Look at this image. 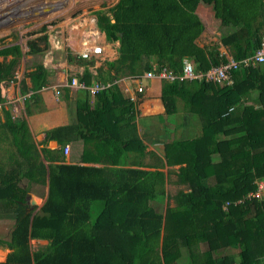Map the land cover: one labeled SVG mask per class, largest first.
Listing matches in <instances>:
<instances>
[{
  "label": "trees",
  "instance_id": "16d2710c",
  "mask_svg": "<svg viewBox=\"0 0 264 264\" xmlns=\"http://www.w3.org/2000/svg\"><path fill=\"white\" fill-rule=\"evenodd\" d=\"M199 4L211 7L215 19L231 29L220 44L233 60L260 49L264 0H118L111 16L98 12L97 27L109 43H119L118 57L95 72L93 61L86 62L76 77L86 85L97 80L110 86L93 99L77 91L85 97L75 99L71 123L46 130L40 150L31 140L36 153L27 171H0V213L14 223L9 240L0 239V248L11 250L0 264H176L180 246L188 252L185 264H264V191L251 195L258 192L257 182H264V63L240 64L232 70L231 85L162 81L164 116L176 117L180 100L185 123L194 115L201 129L192 140L161 138L165 164L179 166L180 183H189V191H178L165 214L155 201L164 175L129 168L142 167L147 146L137 132L138 101L125 98L114 82L161 66L180 74L185 59L200 71L228 61L217 46L196 44L204 31L195 13ZM40 40L46 48L47 37ZM43 49L34 42L29 52ZM19 53L18 47L0 51L12 56L9 63L0 62V83L14 81ZM74 60L67 55L68 63ZM28 79L30 87L21 79L19 92L31 114L38 91L48 86L47 72L38 66ZM64 90L67 96L69 89ZM4 112L0 128L23 141L26 127ZM50 141L60 148L48 149ZM73 141L82 143L83 165L65 163L63 149ZM24 178L27 184L47 179V197L31 219L30 191L20 184ZM30 240L46 245L31 251ZM229 248L237 252L216 256Z\"/></svg>",
  "mask_w": 264,
  "mask_h": 264
},
{
  "label": "rangeland",
  "instance_id": "374dc122",
  "mask_svg": "<svg viewBox=\"0 0 264 264\" xmlns=\"http://www.w3.org/2000/svg\"><path fill=\"white\" fill-rule=\"evenodd\" d=\"M117 2L118 0H0V51L8 50L13 47L19 48L20 53L16 58L15 77H21L25 82L30 72L35 71L38 66H42L47 72V84L50 85L51 83L61 86L62 83H64V76L69 78L73 75H80L83 72L84 63L93 61L94 65L92 69H94L95 67L104 66L105 61H112L118 57L117 49L119 43H109L106 40L105 34L97 27L98 12H106L108 17L111 16L109 9L115 6ZM195 13L204 25V31L196 39V44L203 48L215 45L222 55L228 57L229 53L227 49L220 44V40L229 34L231 29L224 27L219 20L215 19L211 7L209 6L201 5ZM44 36L47 37L46 48H44V44L40 40ZM87 41L90 43V48L88 47L84 53L82 52L84 50L82 44ZM34 42L38 44L39 48H44L42 54H31L29 52V47ZM89 43H87L88 46ZM96 47L102 49L101 55L93 53ZM68 54L75 59L71 63L67 61ZM85 54L86 56H84ZM80 57L83 59L80 60L81 62H78V58L80 59ZM2 60H4V63H9L12 60V56L10 55L6 58L0 56V62H2ZM18 74H23V76H19ZM18 82L20 81L15 78L14 81H3L0 83V122L2 123L5 121L4 110H7L11 118H19L13 120L23 123L29 135L26 137L25 132L23 134V141L16 142L15 137L17 136L18 138V135L14 136L12 133L10 134L9 130H4L5 128L3 127L0 128V130L3 129L4 131L0 133V171L1 173L5 172L7 174L11 172V169L18 172H25L26 166L29 163V157L36 153L31 144L32 133L28 129L27 119L24 117V114L27 116L36 114V109L39 107L35 106L34 109H31V114H27L24 101L22 100L24 96L17 91L20 88L19 85H16ZM128 84L126 85L130 87H128L129 89L132 88L134 94L136 84H132L131 82ZM121 86L124 88L127 87L125 85ZM156 86H159L158 82H156ZM60 91L62 95L59 100L64 101L65 105H68L69 114L73 120L74 116L72 115L74 111H76L75 99L83 98L85 95L83 93H77L76 91H72V94H69V91L68 95L65 96L64 88H61ZM14 97L15 101L13 103L10 102ZM155 99L156 97L150 94L148 97L144 96L142 99L136 100L138 101L136 104V124H138L140 128V132L138 130L137 132L142 139H145L146 130L143 124L137 120L139 118L148 117L147 115L157 113L158 107L156 104L158 102ZM144 100L148 101L143 102ZM90 101H92L91 98ZM39 106L43 107L44 105L41 104ZM183 107L184 103L177 100V118L175 116L163 117L161 124L166 132L164 133L158 128L154 129L156 135H153L151 139L157 138L159 142L154 146V150H146L147 153L142 158V167L145 168L146 171H158L164 175L163 186L162 188H158L159 191L156 189V195H158V197H155V201L157 199V205L160 206L159 208L163 214H165L167 206L172 207L175 205L172 197L178 191H189V183H180L176 173L178 172L179 166H167L165 164L163 153L164 143L160 142L161 138L163 141L165 140L167 142L171 139L180 140L182 138L192 140L200 134L201 130L197 122V117L194 115H190L187 123H185L183 116L187 113L183 111ZM146 120H149V118ZM56 127L57 125H53L52 128ZM40 135V140H42L45 136L42 137L44 134ZM38 145H40V142ZM47 146L50 150H57L60 148L59 145H52L51 148L49 145ZM36 148L40 150L42 147L38 148V146H36ZM44 165L47 166V162L44 163ZM27 179L28 178H24L21 180L20 184L23 186L27 185L30 191L29 195H32L28 199L29 206L27 210L31 219L33 215L39 212L43 205L44 197L47 193V179L37 184H27ZM177 180L179 182H177ZM257 183L261 192L264 191V182L258 181ZM259 196H261L260 193ZM31 200L34 202L33 204ZM2 215L0 213V239L8 241L14 223L12 218ZM45 245V242L39 240L29 241L31 251H36ZM198 248L200 252L205 249L202 245ZM179 249L180 256L176 264H185L188 261V252L182 246H180ZM10 251L11 250L6 246L5 248H0V262L5 259L4 257ZM158 251L160 254V249ZM236 252V249L229 248L226 251L217 252L216 256Z\"/></svg>",
  "mask_w": 264,
  "mask_h": 264
},
{
  "label": "crops",
  "instance_id": "0c3cea01",
  "mask_svg": "<svg viewBox=\"0 0 264 264\" xmlns=\"http://www.w3.org/2000/svg\"><path fill=\"white\" fill-rule=\"evenodd\" d=\"M201 5H204V4H199L197 9H199L201 7ZM87 48L84 49L82 52L86 51ZM89 48H90V44H89ZM95 68H97V67H95ZM92 72H95L94 69H92ZM78 74H79V72H78ZM19 76H23V74H21ZM73 76H75V75H73ZM15 78H17L18 81L21 80V77H15ZM67 79H68L67 76L66 77L64 76V83H62L61 88H68V87L63 86L64 84H66L68 82ZM156 82H158V81L157 80L151 81L150 82V86L152 88L151 94L156 97L155 100L158 102L156 104V106L158 107L157 113L156 114L147 115L148 117L139 118L137 120V121H140L143 124V127L146 130V132H145L146 136H145V139H144V143L147 146V149H146L147 151L154 150V146H156V144H153L152 142H150L149 139H151V137L153 135H156L154 129H157V128H159V130L162 129L159 124H161V122L163 121V117L165 115L164 114V108H163V106L161 104V101H160V98H159L161 84H160V82H158L159 86L157 87L156 86ZM25 83H26L27 87H30L31 84H30V81H29L28 78L25 79ZM126 84H128V82H126V80H124V81L119 82L118 86L120 87V89H121V91H122V93H123L125 98H134L135 96H133L132 88L129 89L130 88L128 86L129 84L128 85H126ZM16 85L18 86L19 82L16 83ZM121 85H125L127 87L124 88ZM58 86L59 85H55V84H51L50 83V85H48L47 87H45V88L41 89L40 91H38L39 95L41 96V98L36 103V106L39 107L38 109H36V114H32L30 116H27V115L24 114V117H26V119H27L28 129L32 133V142H33L35 147L36 146H38V148L42 147V145H41L42 143L41 142L44 140V138L42 140H40V136H41L40 134L43 135L44 132L46 130L51 129L53 127V125H55V126L57 125V127L65 126V125L70 124L71 121H72V119L70 117V114H69L68 105H65L64 101H60L59 100L61 96L59 98L55 97L54 90H55V87L57 88ZM131 86H132V84H131ZM68 89L70 91L69 94H72V91L73 92H75V91L77 92V90L70 89V88H68ZM17 91L19 92V90H17ZM61 95H62V92H61ZM145 96L148 97L147 93H146ZM14 99H15V97L10 102L13 103L15 101ZM17 99H18V97H17ZM24 99L25 98L22 97L23 101H24ZM147 101L148 100H146V101L144 100L143 102H147ZM41 104H43L44 106L40 107L39 105H41ZM16 118H18V117H12V119H16ZM148 118H149V120H146ZM137 130L140 132V128H139L138 124H137ZM142 133H144V132H142ZM44 136L45 135H43L42 137H44ZM38 141L40 142V145H38V143H39ZM47 145H49L50 148L52 147V145H54V146L57 145L58 146V144L55 141H50V142H48ZM67 145L69 146V152L67 154H64L65 161H66L65 163L66 164L83 165L82 163H80V155H81L80 152L82 150V143L80 141H73V142L68 143ZM47 148H48V146H47ZM52 149H55V148H52ZM42 161H43V163H46L45 160L42 159ZM129 168H140V169L146 170L143 167H133V166H131ZM47 194H48V185H47V193H46V196L44 197V201H45V199L47 197ZM30 196H32V195H29V193H28L27 200L30 198ZM44 201H43V203H44ZM28 202H29V200H28ZM31 203H32V200H31ZM41 242H45L46 243V241H41ZM6 256L4 257L5 259H6ZM5 259L3 261H1L0 263L4 262Z\"/></svg>",
  "mask_w": 264,
  "mask_h": 264
},
{
  "label": "built area",
  "instance_id": "2783aa9c",
  "mask_svg": "<svg viewBox=\"0 0 264 264\" xmlns=\"http://www.w3.org/2000/svg\"><path fill=\"white\" fill-rule=\"evenodd\" d=\"M94 54L101 55L102 49L97 47L93 50ZM86 56V54L84 55ZM227 63L220 64L219 66H213L206 71H200L196 69V64L191 59H185L182 62L181 73L176 74L166 66H161L156 69V71L144 72L141 76L128 77L129 83L136 84L135 95L146 94V92L151 91L150 82L157 80L158 82H179L193 81L205 83H223L226 85H231L233 82L232 70L236 69L237 66L242 64L243 66H248L249 64L264 63V41L259 50H257L252 56L247 57L239 62L233 60L230 56L227 57ZM148 84V85H146ZM63 86L70 89L78 91H87L91 96H94L99 91H102L110 86V84H103L99 81L92 80L90 85H86L84 82H80L78 77L73 76L70 82H67ZM61 86L55 87L54 94L56 98L61 96L60 91ZM133 94V96H134ZM134 98H132L133 100ZM69 152V146L64 147V153ZM252 196H259V193L251 194Z\"/></svg>",
  "mask_w": 264,
  "mask_h": 264
},
{
  "label": "clouds",
  "instance_id": "9594fccd",
  "mask_svg": "<svg viewBox=\"0 0 264 264\" xmlns=\"http://www.w3.org/2000/svg\"><path fill=\"white\" fill-rule=\"evenodd\" d=\"M143 75V74H142ZM131 77H133V76H131ZM73 78V77H72ZM126 78H128V77H124V78H121L120 80H118V81H115L114 83L115 84H117L118 85V83L119 82H121V81H124V79H126ZM97 81V80H96ZM126 82H128L127 80H126ZM184 82H190V81H184ZM129 83V82H128ZM162 82H160V84H161ZM110 84V83H109ZM113 84V83H112ZM111 84V85H112ZM105 90V89H104ZM152 90V89H151ZM78 91V90H77ZM103 91V90H102ZM89 93V92H88ZM147 94H148V96H150V94H151V91H149V92H146ZM90 95V94H89ZM146 94H141V95H135L134 94V99L132 100V98H129L130 100H132V101H136L137 99H142V97H144ZM91 96V95H90ZM136 97H138V98H136ZM24 98H25V96H24ZM91 98L93 99L94 98V96H91ZM144 140V139H143ZM66 146V145H65ZM63 153H64V149H63ZM65 154V153H64ZM257 193H261V189H258V192Z\"/></svg>",
  "mask_w": 264,
  "mask_h": 264
},
{
  "label": "bare ground",
  "instance_id": "6f19581e",
  "mask_svg": "<svg viewBox=\"0 0 264 264\" xmlns=\"http://www.w3.org/2000/svg\"><path fill=\"white\" fill-rule=\"evenodd\" d=\"M43 3V2H42ZM48 6V5H47ZM93 26V25H92ZM94 27V26H93ZM92 28V27H91ZM96 34V33H95ZM102 39V38H101ZM83 40V39H82ZM87 43H89L88 41L87 42H84L83 44H82V47L84 48V49H86L87 47H89L88 46V44ZM90 44V43H89ZM83 48H81V49H83ZM97 48V47H96ZM85 53V52H84Z\"/></svg>",
  "mask_w": 264,
  "mask_h": 264
},
{
  "label": "water",
  "instance_id": "95a60500",
  "mask_svg": "<svg viewBox=\"0 0 264 264\" xmlns=\"http://www.w3.org/2000/svg\"><path fill=\"white\" fill-rule=\"evenodd\" d=\"M34 202L32 201V204H33Z\"/></svg>",
  "mask_w": 264,
  "mask_h": 264
}]
</instances>
